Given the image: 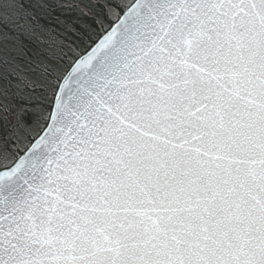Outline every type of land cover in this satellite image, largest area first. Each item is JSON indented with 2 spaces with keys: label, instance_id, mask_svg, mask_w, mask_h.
Returning a JSON list of instances; mask_svg holds the SVG:
<instances>
[{
  "label": "water",
  "instance_id": "1",
  "mask_svg": "<svg viewBox=\"0 0 264 264\" xmlns=\"http://www.w3.org/2000/svg\"><path fill=\"white\" fill-rule=\"evenodd\" d=\"M0 264H264V0H133L0 169Z\"/></svg>",
  "mask_w": 264,
  "mask_h": 264
},
{
  "label": "trees",
  "instance_id": "2",
  "mask_svg": "<svg viewBox=\"0 0 264 264\" xmlns=\"http://www.w3.org/2000/svg\"><path fill=\"white\" fill-rule=\"evenodd\" d=\"M133 0H0V169L46 126L58 84Z\"/></svg>",
  "mask_w": 264,
  "mask_h": 264
}]
</instances>
